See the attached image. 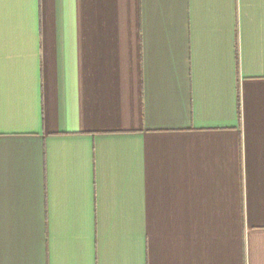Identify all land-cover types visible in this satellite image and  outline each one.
Wrapping results in <instances>:
<instances>
[{
	"label": "crops",
	"instance_id": "crops-1",
	"mask_svg": "<svg viewBox=\"0 0 264 264\" xmlns=\"http://www.w3.org/2000/svg\"><path fill=\"white\" fill-rule=\"evenodd\" d=\"M0 264H264V0H0Z\"/></svg>",
	"mask_w": 264,
	"mask_h": 264
}]
</instances>
